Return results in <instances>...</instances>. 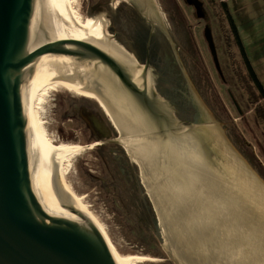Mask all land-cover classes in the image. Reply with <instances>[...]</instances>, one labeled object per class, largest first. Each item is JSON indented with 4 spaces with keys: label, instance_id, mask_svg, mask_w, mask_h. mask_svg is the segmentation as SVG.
Instances as JSON below:
<instances>
[{
    "label": "rangeland",
    "instance_id": "rangeland-1",
    "mask_svg": "<svg viewBox=\"0 0 264 264\" xmlns=\"http://www.w3.org/2000/svg\"><path fill=\"white\" fill-rule=\"evenodd\" d=\"M72 1L75 11L79 13V18L81 17V22L94 19L93 16L98 15L94 13L98 8H101L103 12L107 9L110 14L111 11L115 12L114 8L123 9L124 12L134 8L138 14L140 12L127 0ZM151 1L155 13L151 14L147 11L145 13L150 14V21L158 22L165 28L168 39L173 41L170 45L172 46L170 55L178 58L186 77L189 76L185 79L187 80L185 85L191 90L188 94H184V98L169 96L168 88L165 89L166 95L182 107V112L180 110L178 113H181L183 120L188 124L194 122L193 116L187 114L188 108L185 104L188 100L198 111V118L203 117L204 113L207 117L210 116L220 126L233 148L264 182V95L253 81L247 67V60L237 41L240 37L248 61L264 85V0H227L230 18L223 15L219 0H215L214 3L200 1L199 5L187 4L188 0ZM188 5L195 8H188ZM105 15V18H101L112 24L110 20L112 15H110L111 18ZM179 18L184 21L185 30L187 27L184 45L181 40L176 42L178 37L172 24V19ZM232 21L239 32V37L233 29ZM129 24L133 27L135 23ZM174 45L176 46L173 47ZM104 48L107 47L104 46ZM125 50L132 54L130 49ZM191 50L192 53H190ZM71 66L85 73L90 72L89 69L78 65L71 64ZM97 99L95 95L88 97L76 95L61 86H51L41 93L35 102L37 118L43 125L45 137L56 145L85 147L71 159L68 167L66 165L68 170L66 182L69 190L82 201L118 253L126 257L146 259L143 262L135 261L133 264H177L165 248L167 236L160 224L156 205L154 207L155 202L146 196V191L141 185V182L144 187L147 185L145 177L139 178V172L133 165L122 164L124 157L122 149L120 151V143L118 145L109 141L96 142L97 140L94 139L97 135L108 139L117 137L115 139L117 140L122 135L119 129L114 128L112 118L109 116V107ZM99 103H103L104 107ZM203 123L209 125L206 121ZM137 138L138 136L135 140H141L140 137ZM213 145H217L225 158L229 159L228 154L215 139ZM113 155L116 156L115 161H113ZM165 163L166 174L168 175L169 170L171 175L176 168L174 164L176 159L170 162L165 160ZM229 163L233 162L229 161ZM126 173L127 177L124 179L123 175ZM223 177L218 176V179H213L214 185L218 182L217 184H222L224 188L229 186L243 200L244 190L247 191L244 184L247 182H242L238 177L236 181L229 184ZM147 193L151 197L148 190ZM217 198L219 197H211L208 204L203 201L204 199L199 202L197 200L194 211H188L184 215L185 219L183 217L188 221L185 223L186 226L190 224L188 228L190 230L182 228L179 232L180 234H185L181 233L183 230H186L187 234L190 232L201 248V245L204 246L201 237L206 230L205 233L209 234V239L206 247L204 246L207 250L205 253L216 260L215 264L218 261L222 262L221 264H246L252 259L247 255L250 253L248 251L246 255L244 251L239 253L237 251L239 247L235 244L236 240L232 238V243L226 242L224 233L227 231L224 232L222 229L221 232L224 233H220L218 229L216 233L211 234L212 228L209 227L214 220L219 222L217 215L221 216L224 207L229 203ZM174 199L179 205L178 198ZM205 204L208 206L206 207ZM243 205L244 203L238 204L241 217L245 215ZM166 206L170 211L176 207V204L173 202L171 206ZM212 209L214 214L210 212ZM226 229L229 230L230 236H236V229L234 230L233 227H226ZM241 229L240 226V231ZM200 253L202 254V251ZM202 255L204 258V254ZM203 258L199 259L201 264L204 263ZM259 263L262 264L263 261L260 260Z\"/></svg>",
    "mask_w": 264,
    "mask_h": 264
},
{
    "label": "water",
    "instance_id": "water-1",
    "mask_svg": "<svg viewBox=\"0 0 264 264\" xmlns=\"http://www.w3.org/2000/svg\"><path fill=\"white\" fill-rule=\"evenodd\" d=\"M35 2L0 0V264H116L105 236L89 225L29 131L22 99L24 82L33 75L36 63L53 61H77L91 68L94 77L100 74L103 81L97 80L100 88L95 82V93L112 106L113 112L117 107L123 111L128 109L141 122L144 136L149 139L150 148L155 150L149 158L152 167L144 159L140 160L144 175L148 176L157 166L164 157L165 147L173 140L190 136L196 139L198 135L208 165L221 172L217 173L219 176H225L223 178L229 184L237 177L242 182H249V189L243 196L246 203L243 205L244 220L231 228L239 230L242 225L253 236L251 255H255L258 244L263 252L264 182L233 148L220 126L217 124L222 140L241 160L242 168L236 162L229 163L221 149L204 134H208L207 126L215 123L206 113L187 126L175 118L173 109L152 87L149 65L143 67L134 62L129 66L101 48L74 38L50 41L31 51L29 39ZM138 71L141 72L140 83L136 80ZM203 121L209 125H204ZM152 176L155 179L150 182V198L155 196L159 204L164 202L171 206L174 202L177 205L172 191L166 189L169 183L158 174ZM161 182H165L162 187ZM205 200L207 202V198ZM184 201V207L188 209L189 200ZM178 208L175 218L182 229L185 223L180 220L181 205ZM165 214L167 220L169 212ZM207 234L201 237L204 246L209 239ZM167 235L166 241L173 251L167 252L177 264H201L196 259L199 246L190 232L187 241L181 245L169 231ZM206 251H202V264H215L216 260ZM246 264L260 263L252 256Z\"/></svg>",
    "mask_w": 264,
    "mask_h": 264
},
{
    "label": "bare ground",
    "instance_id": "bare-ground-1",
    "mask_svg": "<svg viewBox=\"0 0 264 264\" xmlns=\"http://www.w3.org/2000/svg\"><path fill=\"white\" fill-rule=\"evenodd\" d=\"M134 2L135 3L138 2L137 3L138 5L142 4V5H139V7L145 11H148V8L145 6L146 4L145 0H134ZM80 18H79V13L76 12L73 7L72 0H36L35 7H34V15H33L32 23H31V36L29 39V45L31 46V51L50 41L65 39V38H74V39H80V40L87 41L93 44L94 46L101 48L103 51L114 56L115 58H118L121 60L124 59L123 61L127 63L129 66L134 64L130 60H129L130 62L127 61L125 56H123V54L121 53L120 48L116 44H114L112 39L108 36V33H107L108 22L104 18L90 19L87 22H81ZM104 46L107 48H104ZM114 47H116V49ZM68 48H71V47L69 46ZM71 64L74 66L78 65L80 67L87 68L89 69V71H91L90 70L91 68H89L86 65L80 64L77 61H62V62L53 61V62L36 63L34 65L33 75L29 78L27 77V79L24 82L22 99H23V104H24L27 118H28L29 131L35 136L39 145L43 149L47 158L51 162L55 171L59 175L60 179L62 180L63 184L67 188L68 192L70 193L71 197L75 201L76 205L78 206L79 210L81 211V213L83 214V216L85 217L89 225H93L95 228L100 230V228L98 227V225L96 224L93 217L90 215L89 211L86 209L82 201L78 199L69 190V186L67 185V182H66V176L68 175V172H67L68 170L66 168V165L68 167V165L71 163V159L80 150H83L85 147L78 146V145H67V144L56 145L52 143L51 140L45 137L44 132H43V125L38 120L37 114H36L35 102L37 98L40 97L41 93H44L48 87H51V86H61L62 88L68 91H72L76 93V95L78 94V95L86 96V97H88L89 95L91 96L95 95L98 98L97 101L99 102L102 101L107 106L109 105L104 99L100 98L94 91L95 90L94 88L97 85L95 82L98 83V81H100L101 83L103 81L100 74L97 75V78H96L94 77L95 74H92L91 72L85 73L81 71L80 69L74 68L73 66H71ZM140 74L141 72L139 71L136 77L138 75L140 76ZM137 79L138 78H136V80ZM97 86L98 88L101 87L99 83ZM111 101H113L112 98H111ZM103 103H101L102 106H104ZM109 103L111 104L110 101ZM118 108L119 109L115 110L116 112H113V109L109 108V112H110L109 116H111L112 120L115 122L116 126L120 130V133L122 134L121 135L122 141H128L132 143L131 145L127 146L128 147L127 150L129 152L130 151L133 152V148H135V145L137 146L136 143H138L140 149L138 150L137 157H135L131 153L130 155L134 157L135 160L139 159V162L140 160L144 159L145 163L146 164L149 163L150 166L152 167L153 166L152 159L150 161L149 158L151 157V155L153 154L155 150L154 148L153 149L150 148L151 143L149 142V139L146 136H144L145 134L143 133V130H142L143 126L141 122L137 121V119L134 117L135 115L130 113L128 109L123 111L122 109H120V107ZM207 128H208L207 130L208 134L206 133L204 134L206 135V137L208 135L209 141H212V144H213V141L215 139V141L218 142L222 146L223 150H225V152L228 154L229 159L227 158V161L236 162L238 166H241L240 164L241 160L236 158L237 156H235V154L231 152V149L222 140V136L218 130L217 124L211 123L209 127ZM211 130L212 132H210ZM136 136H138L137 139H139L140 137L141 140L140 139L135 140ZM146 148L148 149L147 152H145ZM163 153H164V157L162 156L159 160L160 162L157 164L156 167H154L155 169L153 168L149 172L150 174L148 176L150 178L148 176H145V178L148 177L151 181H154L155 178L154 176H152V174H155V175L158 174L167 183L168 180L166 176L165 160H168L170 162L172 159H176V163H174L176 164V168L172 171L171 173L172 175L169 174V172L171 171L168 170V175L169 177L172 178L173 182L174 180L176 181L175 184H173L171 191L173 194L172 197L174 196V198H178L179 205H176L174 209L168 211L167 206H166V205L169 206L168 203H164L162 201L163 204L160 203L161 204L160 205L156 197L155 196L152 197V200H154L158 213H159L160 224H162V227L165 226L163 227L165 229L164 231L165 234L167 235L168 231L171 233V235L173 234L172 237L174 239H177L178 245L185 243L187 241L186 238H188L187 237L188 234L186 233V230L188 231V228H187L188 225L186 226L185 224V226H182V228L186 230L181 231V233H185V234H180L179 232L180 223L176 221V218H175V214L178 215V209H180L178 207L181 205L180 220L186 223L187 220H184L185 219L184 215H186L188 211L190 212L193 210L195 202L197 200H198L197 202H199L200 200L204 199L203 201L206 202L205 198H207L206 203L208 204L209 201H211L210 200L211 197H219L222 200V202L228 201L229 203L226 204L228 206L224 207L223 212L221 213V216L217 215L216 217L220 223L214 220L211 226L209 227V228H212L214 225H216L214 226V228L211 229V232H212L211 234L216 233L218 229L220 230L219 231L220 233H224L225 231H227L224 233L226 235L225 238L227 239H224V240L228 243H232L231 238L233 240H236L235 244L239 247V250L237 251L239 253L240 252L243 253L244 251L245 255H246V251H248L251 255L252 252L250 250L254 244V239H253V236L249 234V231H245V229L241 225L242 227L241 231H240V227H239V230L236 229L237 234L236 236L233 237L228 234L229 230L226 229V227L231 228L229 227L230 225L231 226L234 224L239 225L241 221L244 220V217H241L240 215V208L238 207V204L244 203V205H246V203L245 201L243 202V200L236 194V191H233L229 186L227 187L224 184V186H226L224 188L223 186H221L222 184L219 183L218 185L217 184L218 182L215 183L214 185L215 181H213V179H218L219 175L217 173H221V172H216L211 167V165L210 166L208 165L207 157L204 154L205 153L204 149H202V144L199 139V136L197 135L196 139L193 136H190L187 138L181 137L175 141L173 140V142H171L168 146L165 147V152ZM220 177H223V175H220ZM146 180L150 181L147 178ZM245 182L247 183H245L244 185L246 186L248 190L250 184L246 180ZM147 185H146V188L150 194L151 188L149 187V185L148 186ZM159 185L164 186L165 182L163 183L161 182L159 183ZM217 188H220V189H217ZM167 189L170 190V185L167 186ZM154 191H155V188L153 192ZM245 192H246V189L244 190V193ZM184 199L189 200L188 209L184 207V204H185ZM171 200L172 199L170 198V201ZM175 202L177 201L175 200ZM207 206L208 205H206V207ZM166 211L169 212V215H168L169 218H167V220H166V214H165ZM210 212L214 214L213 213L214 209H212ZM199 217L201 218V216ZM210 223H211V220H210ZM216 223H219V224H216ZM166 228L168 230H166ZM222 229L224 230V232H221ZM100 232L105 236V234L101 230ZM205 234L206 233H204L203 235L205 236ZM206 236H209V234ZM105 238L109 244L111 253L113 255V258L116 264H133V262L135 261L136 262L146 261V259L140 258V257H131V256L126 257V256L121 255L112 246V244H110L106 236ZM165 248L168 252H173L171 250V245L167 241H166ZM257 248L258 249L254 251L255 255L252 254L250 257L251 258L252 256L255 257V259H258V262H260V260L264 262V251L263 252L260 251V248H262V246L258 244ZM204 249H205L204 246L201 245V248H199L198 250V254H196L197 260H199L200 257L203 258V255L200 252L203 251Z\"/></svg>",
    "mask_w": 264,
    "mask_h": 264
},
{
    "label": "flooded vegetation",
    "instance_id": "flooded-vegetation-1",
    "mask_svg": "<svg viewBox=\"0 0 264 264\" xmlns=\"http://www.w3.org/2000/svg\"><path fill=\"white\" fill-rule=\"evenodd\" d=\"M127 1L132 3V6L137 7L142 14L140 12L138 14L134 10V8H132V10L129 9L128 12H124V10L120 9V8L119 9L114 8L113 10L115 12L111 11V14H110L109 10H107V9L105 10V12H103L101 8H98V10L94 12L95 14H98V15L93 16V18L94 19H97V18L101 19V17H104L105 14H106L105 16H109V18H111L110 15H112V19H110V20L113 23L110 24V21L108 20L109 21L108 28H107L108 36L120 48V50L124 54L123 56H125V58L127 59L128 62H130V61L132 63L137 62V64H139L140 66H143V67L149 65V73L152 77L151 83H152V87H153L154 91L164 101H166L168 103V105L173 109V115L175 116L176 119H178L179 121H181L184 124H188L187 121L183 120L181 113H178V111L180 112V110L182 112V107L177 105L176 103H174V101H172V99H169L168 96L166 95V90H165L166 88H168L169 93H170L169 96H178L181 98H184V96H185L184 94L185 93L188 94L191 90L189 86L185 85V83L187 84V80H185V79L189 78V76L186 77V74L184 73L182 67L179 65L180 62H179L178 58L176 59V57L174 55H170V53H172L171 52L172 46H170V45H172L173 41L168 39V37L166 35V30L161 24H159L158 22L154 23L153 20L150 21V18H151L149 16L150 14L145 13V10H143L139 7V5H142V4L138 5L137 4L138 2L135 3L134 0H127ZM127 1H125V2H127ZM164 1H166V0H164ZM200 1H207L210 3L215 2V0H188L187 4L190 3L192 5L195 3V5H197V4L199 5ZM219 1H220L219 7L221 8L223 15L228 16V18H230V14H229L228 7H227V0H219ZM145 3H146L145 6L148 8L147 12H149L151 14L155 13V8H154L152 1L151 0H145ZM118 7H120V6H118ZM190 7H191V9L195 8L193 6L188 5V8H190ZM176 9H177V7H176ZM102 13L104 15H102ZM130 22L135 23L133 27L130 26V24H129ZM183 22L184 21H182L181 18L174 19V20L172 19V24H173V27L175 28L176 36L178 37V38H176V42L177 41L179 42V40H181L183 45H184V40H186L185 33L187 32L186 31L187 27L185 30V26L183 25ZM126 23H128V25ZM229 24L231 27L230 21H229ZM130 27L134 28V29L131 30ZM183 30H184V32H183ZM110 33L112 35H110ZM175 46L176 45H174L173 47H175ZM126 48L130 49L132 51V54H130L127 50H125ZM190 53H192V50ZM138 72H137V74H138ZM137 78H138L137 79L138 82L140 83L141 82L140 76L138 75ZM192 83H193V81H192ZM192 87L195 90V87L193 86V84H192ZM182 104L183 103H181V105ZM185 105L188 108L187 114L190 116H193V119L195 120L197 118L198 111L194 107V104L190 103L188 100L187 104H185ZM102 107H104V106H102ZM108 107L110 109H112V106L108 105ZM117 109H119V108L118 107L115 108V110H117ZM137 121H139V120H137ZM112 123L114 125V128L118 129V127L116 126V124L113 120H112ZM116 138L111 137L110 139H108V138H102V137L97 136V135L94 136V139L97 140L96 142L109 141L110 143H116L118 145L120 143V145H121L120 151L122 149V153H123V157H124L122 164L126 163L128 165H130V164L133 165V167L139 172L138 177L139 178L145 177V175L142 172L141 163L139 162V159L135 160L134 157H132L130 155V153H131L135 157H137L138 150L140 149L139 144L136 143L137 146L135 145V148H133V152H131V151L129 152L127 150L128 149L127 146L131 145L132 143H130L128 141H122L121 137H119L117 140H115ZM116 144H114V145H116ZM98 145H100V144H98ZM100 147H102V146H100ZM147 150L148 149L146 148L145 152H147ZM115 157L116 156L113 155V161L116 160ZM148 175H149V173H148ZM123 176H124V179H126L127 173ZM166 176H167V180H169L168 182L170 185V190H172L173 184H175L176 181L174 180V182H173L172 178L169 177V175L166 174ZM148 177H146V178L148 180H150L149 179L150 177L149 178ZM146 178H145V180H146ZM146 182L149 185V181L146 180ZM141 185L146 191V196L148 198H150V196H148V193L146 190L147 188H145L146 186L144 187L142 182H141ZM160 186L162 187L163 185H160ZM149 187H151V185ZM163 188H165V187H163Z\"/></svg>",
    "mask_w": 264,
    "mask_h": 264
},
{
    "label": "trees",
    "instance_id": "trees-1",
    "mask_svg": "<svg viewBox=\"0 0 264 264\" xmlns=\"http://www.w3.org/2000/svg\"><path fill=\"white\" fill-rule=\"evenodd\" d=\"M231 20H232V19H231ZM232 24H233V29L235 30L236 35H238V37H239V33H238V31H237V29H236V26L234 25V22H233V21H232ZM237 41H238L239 48L241 49V52H242L243 56H245V58H246V60H247V67H248V70H249V72H250V75H251L253 81L256 83V85H257L259 91H261V93H263V95H264V85L261 83V81L259 80V78H258L256 72L253 70V68H252V66H251V64H250V62L248 61V58H247L246 52H245V50H244V46H243V44H242V42H241V40H240V37L238 38ZM121 152H122V151H121ZM149 211L151 212L152 209L149 210Z\"/></svg>",
    "mask_w": 264,
    "mask_h": 264
},
{
    "label": "crops",
    "instance_id": "crops-1",
    "mask_svg": "<svg viewBox=\"0 0 264 264\" xmlns=\"http://www.w3.org/2000/svg\"><path fill=\"white\" fill-rule=\"evenodd\" d=\"M239 33V32H238ZM259 78V77H258Z\"/></svg>",
    "mask_w": 264,
    "mask_h": 264
}]
</instances>
